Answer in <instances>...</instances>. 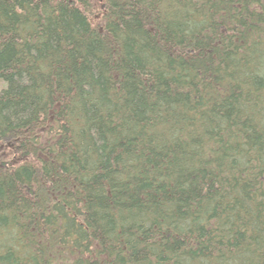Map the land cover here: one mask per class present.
<instances>
[{"label":"trees","instance_id":"obj_1","mask_svg":"<svg viewBox=\"0 0 264 264\" xmlns=\"http://www.w3.org/2000/svg\"><path fill=\"white\" fill-rule=\"evenodd\" d=\"M0 264H264V0H0Z\"/></svg>","mask_w":264,"mask_h":264}]
</instances>
